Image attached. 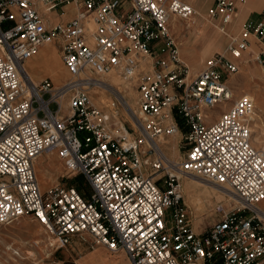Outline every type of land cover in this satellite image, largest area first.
<instances>
[{"label": "built area", "instance_id": "built-area-1", "mask_svg": "<svg viewBox=\"0 0 264 264\" xmlns=\"http://www.w3.org/2000/svg\"><path fill=\"white\" fill-rule=\"evenodd\" d=\"M67 3L77 6L74 17L47 27L43 15H60ZM37 4L41 13L33 0H0V225L19 218L39 225L47 236L44 258L75 238L89 250L123 253L128 264H264V208L257 206L264 200V144L250 142L252 98L234 97L226 83L250 40L262 47L255 61L264 81V9L259 20L245 21L228 37L227 56L212 54L190 74L169 31L172 16L186 21L196 15L187 3ZM234 11L233 0H213L205 15L225 34ZM56 40L66 78L31 82L23 63ZM140 61L149 68L139 70ZM116 69L139 79L137 114L120 98L127 118L121 124L106 119L89 94L107 85L99 75ZM217 105L223 111L206 121ZM178 134L185 150L169 160L161 142ZM51 152L64 177L81 176L85 198L59 181L39 189L33 164ZM183 176L227 191L235 202L197 230Z\"/></svg>", "mask_w": 264, "mask_h": 264}, {"label": "rangeland", "instance_id": "rangeland-1", "mask_svg": "<svg viewBox=\"0 0 264 264\" xmlns=\"http://www.w3.org/2000/svg\"><path fill=\"white\" fill-rule=\"evenodd\" d=\"M33 1L36 3L38 11L42 12L40 6L37 4V0ZM239 1L240 0H233L234 6H237ZM197 2L199 3V5H204L206 0H197ZM262 2L264 4V0H258V7L261 6ZM125 7L126 4H124L123 9ZM207 8L208 6L205 8V10ZM193 9L199 11L197 8ZM202 13L205 15L204 12ZM261 14L262 10L260 16ZM205 17L207 18L208 22L201 20L200 24L193 30H190L188 32V37L182 41H180L181 34L176 35V33L181 32V29L177 31L176 29H173L172 26H170L171 34L173 35V37L176 36L174 38L176 47V43H179V41L181 42L177 50L179 58L186 65H188L190 74L195 73L198 62L195 61L192 64H187V61L183 60L181 56H187L191 53H196L200 56V58L204 57L202 59L203 61L206 56L208 57L215 52L217 53L215 49L220 44L219 42L222 38L220 31L217 29L216 23L212 22L206 15ZM196 18L199 19L200 17L196 16ZM232 21L233 18L231 22ZM207 27L212 28L215 31L216 35L212 39L213 41L210 43L209 47H205L203 41L205 29ZM183 31H186V28H184ZM252 42L255 43L254 40H252ZM58 44V40H56L54 47L57 48ZM47 46L49 48L48 51L54 49L52 45ZM161 46L163 47V44ZM257 46L260 45L257 44ZM225 48H223V50L218 53L226 54ZM251 48L252 54H245L241 64L238 66L237 73L227 79V84L231 87L234 97L243 93L252 98L254 107L251 115L252 125L250 123L252 132V144L256 147H259L264 144V81L259 80V71L258 65L255 61V56L259 52V50L262 49V47H259L258 49L252 44ZM159 56L162 57L163 53L159 54ZM140 65L138 66L139 70H145L149 68L148 65H145V68L142 69V67L140 68ZM40 67L42 66H26V69L29 73H33L37 76L42 74V70L40 69ZM191 69H194V71H191ZM62 73L65 77H63L62 79H58L57 82H55V77L51 76L52 81L55 84L62 83L66 78L65 72L63 71ZM113 73L114 72H109L108 74L103 76L106 80L110 79V85L107 87V89L109 90V88H112L111 90H115V88H118L119 90H121L122 94L125 96L124 100L131 104L132 111L137 114L136 85L138 84L139 79H136V75L131 76L129 79L123 78L122 75H120V71L119 75H117L118 78L115 76L111 77ZM42 76L50 77V75L43 74L41 75V78ZM137 78H139V76ZM38 80L39 79H37L36 81ZM112 80L113 82H111ZM113 92H105L102 89L100 90V88L89 89L92 103L95 105L97 104L100 106H104V103L109 102L112 98L114 101V110L110 112L105 110V114L106 112H108L112 116H115L114 119L122 122V120H127L125 116L126 112L120 106V104L114 100ZM223 107L224 105H217L208 109V117L206 121H211L212 119H214V116L222 111ZM179 129L182 135L183 130L181 128ZM161 147L166 154H168V152L170 155L173 154L172 157L175 158L174 160H179L185 150L184 141L182 138H180L179 134L175 135L174 137L172 136L168 138L164 145H161ZM34 169L36 171L35 173L40 190H42V182L45 183L50 180V175L53 174V177H55L59 182L65 183L67 185H73V183L79 185L81 192L84 193L85 196H87L88 189L81 176L73 175L69 177L68 175V177L66 178L64 177L62 169L55 166V153H49V155L44 156L38 162V164H36V166L34 165ZM194 185L195 183L190 180H183L182 192L185 203L191 208L192 214L194 215L193 223L195 225V228L198 230L210 226L212 223L217 221L221 213L227 211L233 205V200H231L229 196L219 194L206 186H201L200 188L195 189ZM216 206H220L222 207V209L218 212L215 210ZM46 237L47 236L43 232L42 228L28 218L19 219L6 226L0 225V264H51L58 260H60V264H128L123 253L109 254L102 247H95L94 249L89 250L85 242H81L75 238L70 239L69 244L64 249L60 250V253L55 252L51 256L49 255V257L44 258V252L48 251L44 248ZM14 251H16L18 255L13 254ZM83 253H85V256L80 257L79 255H82ZM78 256L80 258H77Z\"/></svg>", "mask_w": 264, "mask_h": 264}, {"label": "crops", "instance_id": "crops-1", "mask_svg": "<svg viewBox=\"0 0 264 264\" xmlns=\"http://www.w3.org/2000/svg\"><path fill=\"white\" fill-rule=\"evenodd\" d=\"M184 3H187L189 4L191 7L193 8H197L199 11L195 10L198 14V16L201 17L199 19L196 18V16L193 18V22H194V25L193 24H189V23H186L185 21H180L178 19H175V20H171V18H173V16L169 19V31H170V26L173 27V29H176L177 31L179 29H181V32L179 33H176V35L178 34H181L180 37V41L186 39L188 37V32L190 30H193L196 26H198L200 24V21L201 20H204L205 22H208L207 18L205 17V15L202 13L204 12L205 13V8L208 6H210L213 2V0H206V2L204 3V5H199V3L197 2V0H180ZM188 1V2H187ZM242 1V3H241ZM259 6V3H258V0H240L238 5L235 6V11H234V14H233V21L230 22L229 24L225 25L223 27L224 29V33H221L220 34L222 35V38L220 39V44L218 45V47L215 49L218 52H220L221 50H223V48L226 47L227 43H228V40L230 36H233L237 33V31L239 30L240 26L245 22V21H250V22H256L257 20L260 19V13H261V10L263 11L264 9V4L262 2L261 6ZM38 9V8H37ZM77 9V6H75L74 4L72 3H67L65 4L62 8H61V13L60 15H58L56 12H50L49 14H46V15H43V19L45 21V25L47 27H50L51 25L57 23V22H60V23H64L66 21H68L69 19H71L72 17H74L75 15V11ZM205 10V11H204ZM259 17V18H258ZM180 25V26H179ZM193 25V27H192ZM186 28V31H183V29ZM215 31L212 29V28H209L207 27L205 29V35H204V45L205 47H209L210 43L213 41L212 39L215 37ZM176 37V36H175ZM174 37V38H175ZM179 43H176L177 44V50L180 46V42ZM252 44L254 46H256L258 49L260 46H257V44L253 43L252 40H250V43H249V50L247 51V55L249 54H252ZM160 45V42H154L152 43V49H157ZM204 47V46H203ZM42 48V47H41ZM49 48L45 49V51H47ZM55 49V47H54ZM40 50V49H39ZM38 50V51H39ZM55 52H56V49H55ZM57 54V52H56ZM216 54V52L214 53ZM245 54V53H244ZM243 54V55H244ZM58 56V55H57ZM211 56V55H210ZM183 60L187 61L186 63L187 64H192L194 63L195 61L198 62V66L196 68V71L200 68V65L201 63L203 62L202 59L204 58H200V56L196 53H191L187 56L185 55H182L181 56ZM209 57V56H208ZM207 58V56L205 57V59ZM145 62L144 61H140L139 65H140V68L142 67L145 68V65L147 64H144ZM61 64V63H60ZM239 65H240V62H239ZM62 67V66H61ZM63 69V67H62ZM192 71H194V69H191ZM64 71V69H63ZM65 72V71H64ZM43 75V74H42ZM42 77H48V76H42ZM51 79V78H50ZM224 109V107H223ZM223 111V110H222ZM220 111L219 113H217L215 116H214V119L217 118V116L222 112ZM214 119H212L211 121H213ZM168 138L166 139H163V141L161 142L162 145H164V143L167 141ZM49 155V153H43L41 154L40 156H38L36 159H37V162L36 164H38V162L44 157V156H47ZM173 154H171L170 156L172 157ZM174 158V157H172ZM55 166L57 168L60 167V169H62V166H61V163L57 160V158L55 157ZM43 179V178H42ZM56 178L53 177V174L50 175V180H48L47 182L43 183L42 182V190H45L46 188H48L52 183L56 182ZM260 208H264V201L260 202ZM55 252H59L60 253V249L55 251ZM53 252V253H55ZM52 253V254H53ZM51 254V255H52ZM85 253H83L82 255H79L80 257L81 256H85L84 255ZM50 255V256H51ZM77 257V258H80V257ZM51 264H60V260L56 261V262H53Z\"/></svg>", "mask_w": 264, "mask_h": 264}, {"label": "bare ground", "instance_id": "bare-ground-1", "mask_svg": "<svg viewBox=\"0 0 264 264\" xmlns=\"http://www.w3.org/2000/svg\"><path fill=\"white\" fill-rule=\"evenodd\" d=\"M234 4V3H233ZM39 12V11H38ZM194 12H195V16H198V14H197V12L194 10ZM39 13H41V12H39ZM195 16H192L191 18H189L188 20H186L185 22H187V23H189L190 25L191 24H193L194 25V22H193V18L195 17ZM200 17H201V15H200ZM175 20V19H177V17H174L173 16V18H171V20ZM171 33V32H170ZM47 48H48V46H47ZM46 48V46H42V48L40 47L39 49V51H37V53L35 54V55H33L32 57H30L29 59H27L24 63H23V65H22V68H23V70L26 72V74H27V76L29 77V79L31 80V82H33V83H36V80L37 79H40L41 78V75L42 74H44V75H50V77L49 78H51V76H53V77H55V82H57V80L58 79H62L63 77H65V76H63V69H62V67H61V64H60V61H59V59H58V57H57V55H56V52H55V49H52L51 51H45V49H47ZM247 51H248V49L246 50V52H245V54L247 53ZM225 52H226V50H225ZM245 54L242 56V58L239 60V62H240V64H241V62H242V60H243V58H244V56H245ZM223 56H227V53L226 54H222ZM32 61H34V62H32ZM40 63V64H39ZM38 65H40V66H42V67H40V69L42 70V74L41 75H34L33 73H29L28 71H27V69H26V66H32V67H35V66H38ZM192 71V70H191ZM112 72H114L113 73V75H111V77H113V76H115V77H117L118 78V76L117 75H119V69H116V70H114V71H112ZM108 74V73H107ZM106 74H102V75H100V76H98V78H96L97 80H101L102 82H107V85H96V87H94V88H100V90L102 89L103 91H105V92H108V91H110V92H113V94H114V97L119 101V103H120V105H121V107H122V104H121V102H120V98H122L123 100L125 99V96L122 94V92H121V90H119L118 88H115V90H111L112 88H109V90L107 89V87L110 85V83H109V81H110V79H105V77H103V76H105ZM231 76H233V75H231ZM231 76H229V77H231ZM228 77V78H229ZM51 80H52V78H51ZM111 82H113V80L111 81ZM226 83H227V80H226ZM55 84V83H54ZM59 84V83H58ZM229 86V85H228ZM231 88V87H230ZM91 92V91H90ZM125 101V100H124ZM127 101H125V103H126ZM104 103V102H103ZM128 103V102H127ZM126 103V104H127ZM105 105L104 106H100V105H97L98 107H100L102 110H103V113H104V116H105V118L106 119H108V120H111V121H113V122H118V123H122L121 121H118V120H116V119H114L115 118V116H112L111 114H109L108 112H110V111H112V110H114V101H113V99L111 98L110 99V101L109 102H107V103H104ZM128 106H129V108H131V104H127ZM253 109H254V107H253ZM253 109H252V111L248 114V120L250 121V123H251V125H252V119H251V115H252V112H253ZM105 110H107L108 112H106V114H105ZM131 110H132V108H131ZM251 125H250V132H251ZM174 137V136H173ZM258 139V138H257ZM250 142H251V145L252 146H254L253 144H252V132H251V139H250ZM254 147H256V146H254ZM54 152H51L50 154H53ZM164 154H165V156L169 159V160H174L175 158H172L171 156H170V154H169V152H168V154H166L165 152H164ZM38 159V158H37ZM37 159L34 161V164H33V168H34V165L36 166V162H37ZM40 168V167H39ZM34 172H36L35 171V169H34ZM47 174V173H46ZM35 176H36V173H35ZM192 178H196V177H192V176H183L182 177V185H183V180H190V181H192L193 183H195V185H194V188L195 189H197V188H200L201 186H206V187H208V188H211L213 191H215V192H217V193H219V194H222V195H226V196H229L230 198H231V200H233V202H235V200H234V198L227 192V191H224V190H222V189H220V188H218V187H216V186H214V185H212V184H210V183H207V182H205V181H203V180H200V179H198V178H196V179H192ZM36 180H37V177H36ZM38 181V180H37ZM38 185H39V183H38ZM39 189H40V187H39ZM264 201V200H263ZM262 202V201H261ZM260 202L257 204V206L258 207H260ZM19 219H22V218H19ZM19 219H16V220H14V221H17V220H19ZM14 221H12V222H14ZM12 222H10V223H12ZM10 223H8L7 225H9ZM4 226H6V225H4ZM95 247H93L92 249H94Z\"/></svg>", "mask_w": 264, "mask_h": 264}, {"label": "trees", "instance_id": "trees-1", "mask_svg": "<svg viewBox=\"0 0 264 264\" xmlns=\"http://www.w3.org/2000/svg\"><path fill=\"white\" fill-rule=\"evenodd\" d=\"M71 186H73L82 197H84V198L86 197L85 194L81 192L79 185L73 183V185H71Z\"/></svg>", "mask_w": 264, "mask_h": 264}]
</instances>
